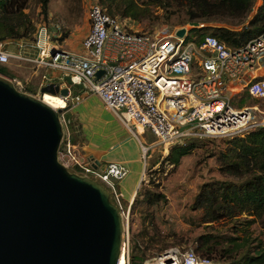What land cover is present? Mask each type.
I'll return each mask as SVG.
<instances>
[{
	"label": "built area",
	"instance_id": "2783aa9c",
	"mask_svg": "<svg viewBox=\"0 0 264 264\" xmlns=\"http://www.w3.org/2000/svg\"><path fill=\"white\" fill-rule=\"evenodd\" d=\"M87 20L89 31L81 41L82 54L52 43L47 28H41L33 41L40 48L35 56L11 51L8 42L0 40V64L26 62L42 71L41 82L48 79L50 70L59 71L60 80L69 75L71 85L67 86L71 93L66 101L79 100L72 88L81 84L86 92L97 95L133 136L137 137V128L149 129L157 136L165 155L176 144L243 136L264 126L251 111L256 106L240 104L246 96L264 101V32L237 47L210 34L197 43L187 39L188 32L182 37L175 35L181 26L165 36L128 28L98 2L89 5ZM99 70L103 73L97 77ZM10 80L18 88L19 82L14 77ZM60 145L59 155L67 168L76 164L83 169V175L91 173L90 157L75 149L65 135ZM141 148L145 154L144 143ZM126 174L122 164L109 162L97 176H92L115 194L117 181ZM147 176L144 174V181ZM121 250L125 258L122 264H130L126 231ZM166 255L170 254L163 256ZM165 260L166 264H212L192 249L180 258L173 255Z\"/></svg>",
	"mask_w": 264,
	"mask_h": 264
},
{
	"label": "water",
	"instance_id": "95a60500",
	"mask_svg": "<svg viewBox=\"0 0 264 264\" xmlns=\"http://www.w3.org/2000/svg\"><path fill=\"white\" fill-rule=\"evenodd\" d=\"M47 92L71 90L50 83ZM60 111L0 75V264L119 263L122 213L101 182L59 161Z\"/></svg>",
	"mask_w": 264,
	"mask_h": 264
},
{
	"label": "rangeland",
	"instance_id": "374dc122",
	"mask_svg": "<svg viewBox=\"0 0 264 264\" xmlns=\"http://www.w3.org/2000/svg\"><path fill=\"white\" fill-rule=\"evenodd\" d=\"M93 1L95 0H49L44 11L39 0H27L24 12L34 23L35 36L41 28H47L49 40L66 49L68 44L77 40V35L86 31L88 26L87 10ZM259 4L260 0H256L254 9ZM153 10V17L140 22L127 17L115 16L124 21L128 28L156 33L159 36L169 35L178 26L188 28L187 31L194 27L189 23L177 24V16L181 12L175 7L161 5L156 6ZM224 24L225 22L221 21L206 23V25ZM203 25L204 23H200L198 26ZM63 34L66 36L60 40L59 38ZM76 49L83 51L82 46L76 47ZM23 50L25 51L24 48ZM5 66L13 74L14 80L19 82L17 89L36 98L41 97L42 86L50 85L47 80L40 81L41 70L37 71L26 62L18 63L12 60ZM73 89V94L81 91L76 87ZM245 100V105L257 107V109L251 110L255 113L256 120L264 122V101L249 97ZM67 113L68 108L65 105L59 112L63 135L66 131L64 117ZM225 139L191 140L190 142H194L195 146L189 154L181 157L176 166L164 162L161 157L156 159V161L158 160L157 165L148 172L146 182L141 185L132 209H120L124 231L128 234L129 251L133 240L138 246H142L145 260L154 259L153 261H155L164 254L177 255L180 258L186 250L192 249L198 256L209 258L212 264H224L227 258L226 249L230 247L227 236H237L236 242L242 240L243 236H247L252 240V245L257 240L264 241V224L259 221L251 223L244 231L245 223L241 221L243 217L237 221L221 219L214 222H202V210L193 208L195 196L202 184L215 179L229 178L219 171V163L216 159L218 150L225 147ZM58 159L62 163L65 162V159L59 155V150ZM96 180L99 178L96 177ZM147 190L151 192L150 202L146 200L145 192ZM204 234L211 236V240L207 244L203 243L204 238H201Z\"/></svg>",
	"mask_w": 264,
	"mask_h": 264
},
{
	"label": "trees",
	"instance_id": "16d2710c",
	"mask_svg": "<svg viewBox=\"0 0 264 264\" xmlns=\"http://www.w3.org/2000/svg\"><path fill=\"white\" fill-rule=\"evenodd\" d=\"M256 0H97L112 16L131 18L142 21L153 17L156 6L167 5L179 9L177 24L191 22L204 23L203 26L188 30L187 39L200 43L207 35L215 36L219 41L231 47H237L247 40L264 32V0L254 9ZM45 11L49 0H39ZM27 0H0V40L2 41H35L34 23L24 12ZM209 21L225 22L224 25H206ZM239 27V28H236ZM66 34L59 39L63 40ZM0 74L13 78L7 66L0 64ZM47 85L42 86V93L47 92ZM247 97L240 100L243 104ZM250 98V97H249ZM71 100L66 101V108ZM225 147L218 150L216 159L219 171L229 176L228 179H215L202 184L193 202L194 209H201L202 222H214L221 219H240L246 229L251 223L259 221L264 224V126L249 130L243 136L226 137ZM194 142L171 146L164 162L173 166L179 164L181 157L189 154ZM62 146L60 145L59 149ZM68 170L83 175V169L73 164ZM88 176L94 178L91 173ZM116 190V186L114 187ZM137 191L130 210L137 200ZM145 192L147 202L151 201ZM110 199L116 205L113 195ZM123 204V203H122ZM125 209V205L119 207ZM244 215V216H243ZM245 231V230H244ZM204 234L203 243L211 238ZM214 237V236H213ZM237 236H227L229 248L224 264H264V241L257 240L252 245L250 238L242 237L236 242ZM132 240V239H131ZM129 251L130 264H143L146 257L142 246L133 241Z\"/></svg>",
	"mask_w": 264,
	"mask_h": 264
},
{
	"label": "crops",
	"instance_id": "0c3cea01",
	"mask_svg": "<svg viewBox=\"0 0 264 264\" xmlns=\"http://www.w3.org/2000/svg\"><path fill=\"white\" fill-rule=\"evenodd\" d=\"M88 31L89 23L86 31L77 35V40L68 44L66 49L60 44L59 46L66 51L82 54L83 51H77L76 47H81V41ZM7 47L11 51L32 56L40 50L31 40L8 41ZM60 76L59 71L50 70L47 81L60 83L62 87L67 86L64 80H60ZM76 88L81 91L73 94L72 88V94L79 95L80 98L77 101L70 99L71 105L64 117L65 137L75 149L92 159L93 175L97 176L109 162L120 163L127 169V174L116 183L117 193L112 195L118 207L125 205L126 208H130L137 191L146 182L143 180L144 174L148 175V172L157 165L158 157L164 159L167 154L163 153L157 136L149 129L137 128V137L133 136L129 129L104 106L97 95L86 92L78 86ZM141 143L147 147L145 154Z\"/></svg>",
	"mask_w": 264,
	"mask_h": 264
},
{
	"label": "bare ground",
	"instance_id": "6f19581e",
	"mask_svg": "<svg viewBox=\"0 0 264 264\" xmlns=\"http://www.w3.org/2000/svg\"><path fill=\"white\" fill-rule=\"evenodd\" d=\"M39 99H41L44 103H46L53 109H59V108L61 109L66 105V100L64 98L57 95H53L48 92L42 93ZM168 257H170V255L163 256L162 259L157 258L155 261H153L154 259L146 260L144 264H166V262L164 263L163 260H165V258ZM123 262H124V255H121L119 258V264H122Z\"/></svg>",
	"mask_w": 264,
	"mask_h": 264
}]
</instances>
